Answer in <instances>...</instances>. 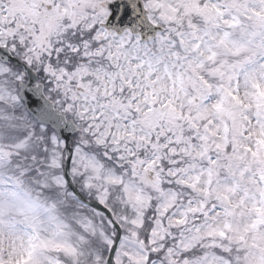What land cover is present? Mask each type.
I'll return each mask as SVG.
<instances>
[{"label": "snow or ice", "instance_id": "6c2138e0", "mask_svg": "<svg viewBox=\"0 0 264 264\" xmlns=\"http://www.w3.org/2000/svg\"><path fill=\"white\" fill-rule=\"evenodd\" d=\"M0 264H264V0H0Z\"/></svg>", "mask_w": 264, "mask_h": 264}]
</instances>
